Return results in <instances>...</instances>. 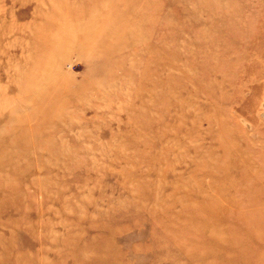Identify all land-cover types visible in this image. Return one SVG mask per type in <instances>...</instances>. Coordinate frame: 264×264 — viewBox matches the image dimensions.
Returning a JSON list of instances; mask_svg holds the SVG:
<instances>
[{"label":"rangeland","instance_id":"obj_1","mask_svg":"<svg viewBox=\"0 0 264 264\" xmlns=\"http://www.w3.org/2000/svg\"><path fill=\"white\" fill-rule=\"evenodd\" d=\"M0 264H264V0H0Z\"/></svg>","mask_w":264,"mask_h":264}]
</instances>
